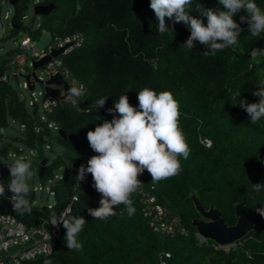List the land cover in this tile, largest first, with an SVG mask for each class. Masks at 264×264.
Listing matches in <instances>:
<instances>
[{
	"label": "trees",
	"instance_id": "16d2710c",
	"mask_svg": "<svg viewBox=\"0 0 264 264\" xmlns=\"http://www.w3.org/2000/svg\"><path fill=\"white\" fill-rule=\"evenodd\" d=\"M10 0H0V2ZM37 0H19L11 27L0 43L28 34L33 40L41 38L44 31L52 39L55 35H84L83 44L63 55L64 65L73 77L88 87L86 99L79 107L61 104L51 110L42 109L39 103L29 105L21 99L20 92L9 81H0V180H10L6 159L12 150L20 147L37 151L32 159V170L39 174L42 161L47 158V169L41 182L61 171L62 177L54 187L55 204L38 206L36 193L31 189L28 197L32 213L23 216L13 211L8 199H0V212L9 214L29 227L37 226L53 213L57 216L65 209L73 188L78 183L76 175L80 165L96 155L87 140V132L94 130L104 119L111 120L107 109L114 107L121 95L126 94L132 106L138 107L137 92L150 88L157 93L170 91L180 103V126L191 148L187 160L181 157L179 175L155 185L145 172L148 186L157 188L160 200L179 213L189 229L188 235L169 237L154 232L141 211L138 193L132 196L135 214L129 218L124 205L116 211V217L95 220L88 208L99 207L101 195L88 187L74 203L70 215L82 216L87 222L78 240L83 250H68L65 244L66 229L62 226L59 238L52 242V253L38 255L25 264H157L165 253L168 264H264V222L255 227L228 251L215 250L212 245H200L197 228L192 225L201 218L194 203L196 196L209 209L218 208L225 222L237 223L236 205L245 201L251 215L259 216L256 208L264 207V190L252 191V184L264 183V119L252 124L248 114L233 100L249 103L259 101L252 93L264 84V34L253 37L248 24H241L243 31L238 44L219 51L215 56L204 55L208 49L195 42L192 51L184 47L190 36L182 22L174 25V31L158 32V21L150 0H39L41 4H53L54 8L33 29L26 24L31 7ZM264 10V0H255ZM194 0L192 15L195 11ZM205 8L225 10L218 0H199ZM243 11L234 16L240 23ZM204 24L207 18L201 17ZM35 18H33V22ZM166 23L171 21L166 18ZM260 49L256 57L254 49ZM21 53L19 47L0 53V76L11 72L10 62ZM18 78V77H16ZM108 97L104 107L96 101ZM44 115L47 121H43ZM100 117L101 119H97ZM10 120L25 126L17 135H6ZM55 122L66 132V138L54 133L48 122ZM39 128V130H37ZM22 129V128H21ZM3 130V132H1ZM56 139L64 151L54 158L44 154V148ZM202 140L212 142L210 147ZM7 196L11 192L7 191ZM215 244V241H210Z\"/></svg>",
	"mask_w": 264,
	"mask_h": 264
},
{
	"label": "clouds",
	"instance_id": "9594fccd",
	"mask_svg": "<svg viewBox=\"0 0 264 264\" xmlns=\"http://www.w3.org/2000/svg\"><path fill=\"white\" fill-rule=\"evenodd\" d=\"M225 10L205 8L196 0L195 11L199 15H192L194 0H150L149 7L154 11L158 21V32L163 34L174 31L176 23H183L190 29V36L183 44L192 51L196 44L204 45L208 50L204 55L215 56L217 52L238 44L243 29L241 24L247 23L253 37L264 34V10L255 0H218ZM243 11L246 15L240 16V23L234 19ZM201 17L207 18L205 25ZM166 18L171 25L166 23ZM86 94L83 84L70 86L66 98L79 107L78 102ZM259 97V101L249 103L246 99H238L241 91L237 90L233 100H238V106L245 110L252 124L264 119V84L259 91L252 93ZM108 97L96 101L102 108ZM138 107L129 102V97L121 95L114 101V107L107 112L113 118L97 124L94 130L87 132V140L91 149L97 153L87 161V167L80 165L76 178L79 182L91 174L94 189L101 195L99 207L88 208L87 211L95 220H107L118 215L116 209L124 205L129 218L135 212L132 196L138 193L143 182L138 179L145 170L151 176L155 185L163 180L177 176L183 170L181 157L187 160L191 148L180 126V103L170 91L157 93L150 88L137 92ZM97 119H101L97 117ZM10 180L5 184L0 180V199H8L12 203L13 211L18 215L32 213V206L28 199L31 186L28 183L35 176L32 170V161L16 159L7 165ZM252 191L259 193L264 190V183L252 184ZM7 191L11 196H7ZM255 211L264 217V207ZM86 220L82 216L70 215L62 212L57 216L53 213L49 223L56 228L61 225L66 229L65 244L68 250L82 251L83 242L78 240L83 231ZM44 264H53L51 259H45Z\"/></svg>",
	"mask_w": 264,
	"mask_h": 264
},
{
	"label": "built area",
	"instance_id": "2783aa9c",
	"mask_svg": "<svg viewBox=\"0 0 264 264\" xmlns=\"http://www.w3.org/2000/svg\"><path fill=\"white\" fill-rule=\"evenodd\" d=\"M38 1L33 5L35 6ZM13 11L9 10L4 16L5 19H11ZM4 23L0 12V30L3 29ZM84 42V35L82 33H75L67 36L55 35L51 42L44 47L42 50H38L35 47V41L28 35L23 34L19 44L21 53L17 54L10 62L11 72L0 76V81H9L14 74L19 72L29 73L33 67V61L44 57L50 53L53 49H59L64 47L66 44L70 46L58 57L52 58V60L46 64L44 69H38L37 75L40 79H47L50 74L60 72L64 79L69 83L70 86H79L83 84L86 89V94L78 104L84 101L88 95V87L85 83L73 77L69 69L64 65L63 55L69 53L75 48L80 47ZM260 52V49L256 48L252 51V56L256 57ZM40 72V73H39ZM45 74V75H44ZM22 87L28 89V84L23 79ZM38 84V83H37ZM36 84V86H37ZM57 89L58 98H48L42 103L44 96V89L37 92L36 87L34 91H30L32 98L29 101V105L39 103L44 110H51L53 107L65 104L67 106H73L70 101L61 100L60 97L66 93L62 86H55ZM29 90V89H28ZM43 121H47L44 115L41 116ZM48 127L54 132L58 133L60 130L59 126L55 122H48ZM22 130L25 129L23 125ZM39 130V128L37 129ZM3 132V130H1ZM202 143L207 147H210L212 142L209 140H202ZM51 148L49 144L45 146ZM1 149V143H0ZM24 148L20 147L19 150H12L9 152L6 159V167L13 163L12 159H24L29 160V156L25 154ZM30 155L32 159L37 157V151L31 149ZM62 171V170H61ZM61 171L57 172L54 177L48 179L46 182H39V184H30L31 189L35 191L38 197L39 192L47 191L49 195L53 196L52 201L39 202L36 198L35 204L38 206L47 205L48 208H52L55 204L54 187L57 184V180L62 177ZM146 172V170H145ZM145 172L138 177L143 182L141 190L138 192L139 202L141 204V211L143 216L147 220L149 227L156 233L167 235L169 237H175L178 235H188L189 229L183 222V219L179 213L172 209L168 204L162 202L157 195V188L155 186H148L145 182ZM93 187V180L91 174H86V179L75 185L73 188L72 195L68 198L65 209L62 212H72L74 203L79 201L81 194L88 187ZM61 212V213H62ZM60 213V214H61ZM59 216V215H58ZM62 233V225L59 228L53 227L49 223L48 219L44 220L43 223L29 227L25 223L19 221L15 217L0 212V264H25L26 261L36 258L38 255H49L52 253V242L54 239L59 238ZM200 245H212L215 250L228 251L231 246H224L215 242L212 244L209 239H206L197 233ZM18 245L19 249L11 254L8 248ZM165 257H162L157 264H168L167 259L171 257L170 253H165ZM60 264V263H57ZM137 264H146L143 261H138Z\"/></svg>",
	"mask_w": 264,
	"mask_h": 264
},
{
	"label": "water",
	"instance_id": "95a60500",
	"mask_svg": "<svg viewBox=\"0 0 264 264\" xmlns=\"http://www.w3.org/2000/svg\"><path fill=\"white\" fill-rule=\"evenodd\" d=\"M19 0H10V4L14 7V14L17 13L15 5ZM54 8L53 4H41L37 3L34 7V14L44 16L48 14ZM70 44H66L64 47L59 49H53L50 53L45 55L42 58L36 59L33 61V67L31 72L14 74L13 77H21L26 80L28 84L29 91H34L36 84H40L44 89V96L42 103H44L48 98H58L57 89L55 86H62L65 93L70 87L69 83L64 79L63 75L60 72L55 74H50L49 77L45 80L40 79L37 75L38 69H44L46 64H48L52 58L60 56ZM61 100L69 101L66 98V94L60 97ZM59 135L66 138V132L63 130L58 131ZM48 159L45 158L40 167V171L38 177L40 179L43 178L46 169H47ZM194 203L198 212L201 214V218H195L192 221V225L197 228V232L202 237L215 241L224 246H233L236 244L238 240L244 238L254 227L256 224L264 222V217L262 216H254L251 215L246 205L245 201L236 205V217L237 223L235 225H228L225 222V219L222 217V213L218 208L211 206L209 209H206L200 200L194 196ZM222 221L224 227L221 225H212L214 221ZM239 227L238 235L236 237H232V231ZM19 249L18 245H13L8 248L9 253L14 254Z\"/></svg>",
	"mask_w": 264,
	"mask_h": 264
},
{
	"label": "rangeland",
	"instance_id": "374dc122",
	"mask_svg": "<svg viewBox=\"0 0 264 264\" xmlns=\"http://www.w3.org/2000/svg\"><path fill=\"white\" fill-rule=\"evenodd\" d=\"M37 1H39V0H37ZM33 7H31V10H30L28 16L26 17L25 23L26 24L33 23V29L35 30V29H37L38 23L42 20L43 16L34 14ZM9 10L13 11V14H14V7L10 4V2H5V1L2 3L0 2V12H1V17H2L3 23H4L3 29L0 30V37H5V35L8 34L9 29L12 25L11 19H5L4 18V16L6 15V12H8ZM11 18H12V15H11ZM33 18H35L34 22H33ZM22 35H20L16 39H11L5 43H0L1 53H5L6 51H8L10 49H14V48L19 47ZM51 40H52L51 34L49 32L44 31L42 33L40 39L34 40L36 49L42 50L44 47H46L51 42ZM22 73H24V72H22ZM23 81L24 80L21 77H18V78L11 77V82L20 92L21 99L26 100L27 103L29 104V101L31 100L32 95L28 89H25L22 87ZM41 89H42V86L40 84H37V86H36L37 92L40 91ZM10 123H11V126L5 128L4 132L6 135H17L19 132H21V130H22L21 127L19 125H17L13 120H10ZM54 133L56 134V132H54ZM50 144H51L52 148H44V154L47 157L54 158L59 153H62L64 151V147L56 139H52ZM24 150H25L24 151L25 154L29 156V160H32V157L30 155V150L26 149V148H24ZM15 160H16L15 158L12 159L13 162ZM35 174H36V172H35ZM39 180H40V178L38 177V175H36L31 180H29L28 183L31 185L32 184L38 185L40 182ZM37 199L39 202L52 201L53 196L49 195V193L45 190L43 192L38 193Z\"/></svg>",
	"mask_w": 264,
	"mask_h": 264
},
{
	"label": "bare ground",
	"instance_id": "6f19581e",
	"mask_svg": "<svg viewBox=\"0 0 264 264\" xmlns=\"http://www.w3.org/2000/svg\"><path fill=\"white\" fill-rule=\"evenodd\" d=\"M212 225H221L222 227H224L222 221H220V220H219V221H214V222L212 223ZM238 229H239V227L235 228V229L232 231V233H231L232 237H236V236L238 235Z\"/></svg>",
	"mask_w": 264,
	"mask_h": 264
},
{
	"label": "crops",
	"instance_id": "0c3cea01",
	"mask_svg": "<svg viewBox=\"0 0 264 264\" xmlns=\"http://www.w3.org/2000/svg\"><path fill=\"white\" fill-rule=\"evenodd\" d=\"M0 53H1V48H0Z\"/></svg>",
	"mask_w": 264,
	"mask_h": 264
}]
</instances>
